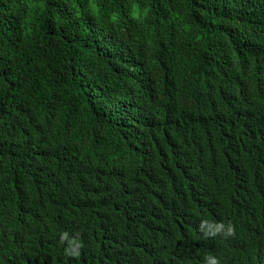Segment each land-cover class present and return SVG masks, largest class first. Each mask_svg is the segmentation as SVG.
I'll list each match as a JSON object with an SVG mask.
<instances>
[{
	"label": "trees",
	"instance_id": "16d2710c",
	"mask_svg": "<svg viewBox=\"0 0 264 264\" xmlns=\"http://www.w3.org/2000/svg\"><path fill=\"white\" fill-rule=\"evenodd\" d=\"M210 217L262 255L264 0H0V264H197Z\"/></svg>",
	"mask_w": 264,
	"mask_h": 264
},
{
	"label": "clouds",
	"instance_id": "9594fccd",
	"mask_svg": "<svg viewBox=\"0 0 264 264\" xmlns=\"http://www.w3.org/2000/svg\"><path fill=\"white\" fill-rule=\"evenodd\" d=\"M213 238L218 239L219 243L223 245L217 252L211 251L216 245L212 241ZM238 242L239 240L234 239L227 225L216 223L211 217L207 221L204 218L198 220L192 232L194 252L206 253L204 258L198 260L197 264H264V252L258 256L255 251L249 248L236 251ZM257 242V245L264 247V240Z\"/></svg>",
	"mask_w": 264,
	"mask_h": 264
}]
</instances>
